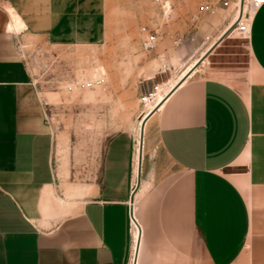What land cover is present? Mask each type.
Returning <instances> with one entry per match:
<instances>
[{"label": "crops", "instance_id": "0c3cea01", "mask_svg": "<svg viewBox=\"0 0 264 264\" xmlns=\"http://www.w3.org/2000/svg\"><path fill=\"white\" fill-rule=\"evenodd\" d=\"M105 13L106 0H0V264H131V203L132 264H264V6L240 83L202 61L146 121L137 189L134 128L104 138L91 181L65 186L56 93L32 62L104 44Z\"/></svg>", "mask_w": 264, "mask_h": 264}, {"label": "rangeland", "instance_id": "374dc122", "mask_svg": "<svg viewBox=\"0 0 264 264\" xmlns=\"http://www.w3.org/2000/svg\"><path fill=\"white\" fill-rule=\"evenodd\" d=\"M170 1L174 16L166 21L153 0H106L104 44L76 48L67 57L64 55L50 63L32 62L39 82L57 95L54 101L48 99L51 103L48 120L56 140L54 164L58 183L86 185L92 180L95 157L104 138L133 128L138 136L143 117L139 116L141 107L138 99L154 83L164 81L168 76L165 73L157 75L154 80L149 79L158 63L153 54L143 52L140 27L158 29L160 43H163L159 52L164 50L168 58L170 55L172 73L184 67L185 49L195 47L196 50L205 38H210L208 46L221 33L222 14H204L201 11L203 0H190L188 3ZM8 8L6 6L5 11ZM169 37H182L184 43L175 47ZM190 38L194 41L190 42ZM204 50L197 54L196 60L199 55L201 58ZM203 61L215 76L238 84L243 77L237 72L250 69L247 41L234 35L225 36ZM98 69L105 75L102 86L73 92L65 90L74 78L83 81L93 79Z\"/></svg>", "mask_w": 264, "mask_h": 264}, {"label": "built area", "instance_id": "2783aa9c", "mask_svg": "<svg viewBox=\"0 0 264 264\" xmlns=\"http://www.w3.org/2000/svg\"><path fill=\"white\" fill-rule=\"evenodd\" d=\"M184 3H188L190 0H181ZM153 3L158 6L160 13L169 21L174 16L173 4L170 0H153ZM264 6V0H203L201 6V11L207 16H214L217 14H222L221 20V33L215 40L218 42V39L221 35L226 36H236L237 38L244 39L248 41L251 32V26L254 21L256 14ZM195 21V18L193 22ZM139 34L141 36V48L146 54H153L155 60L157 61V68L152 73L150 80H154L157 75H162L168 73L167 78L164 81L154 83L151 88L147 91H144L138 99V104L141 107L139 116L143 115L146 121L153 116L155 113L159 112L163 104L171 96V94L187 79H189L197 69L190 74L186 72L190 64H185L184 67L175 73H172L173 68L169 64L168 54L165 51L158 50V44L161 42V36L157 28L142 26L139 28ZM223 35V36H224ZM172 39V44L175 47H179L184 43L182 37ZM190 42H193V38L189 39ZM210 41V38H205L204 42L196 48L197 54L205 48L204 53L209 49L210 43L207 46V43ZM214 41V42H215ZM206 46V47H205ZM203 53V54H204ZM200 58V55L199 57ZM97 73L91 80H78L76 78L72 79L69 84L65 86L67 92H73L77 90H87L94 87L102 86L105 82L104 72L101 70H96ZM47 121L48 115H47ZM144 123V125H145ZM129 234L131 244L133 243V230H139L140 232V241H141V227L135 216V210L133 204L129 205ZM131 264H132V255H131Z\"/></svg>", "mask_w": 264, "mask_h": 264}, {"label": "bare ground", "instance_id": "6f19581e", "mask_svg": "<svg viewBox=\"0 0 264 264\" xmlns=\"http://www.w3.org/2000/svg\"><path fill=\"white\" fill-rule=\"evenodd\" d=\"M14 30V29H13ZM224 35V34H223ZM223 35H221L218 39V42L220 40H222V37ZM217 42H213L209 49L206 51L205 55L202 56L201 58H199L198 60L194 61L192 64H190L189 68L187 69L186 72H190V74L195 71V69L197 68V66L203 61L204 57L216 46ZM200 62V63H199ZM199 63V64H198ZM49 98L50 100L54 101L56 100L57 98V95L56 94H50L49 95ZM143 115H141L142 117ZM144 123H145V118L142 117V119L140 120V123H139V127H138V143H137V149H136V161H137V173H138V161H139V157H140V143H141V140H142V136H143V130H144ZM137 155H138V158H137ZM138 230H133L132 231V236H133V254H132V260H133V255L135 253L134 251V247H135V250H136V247H137V242H138V245H139V241H138ZM140 240V239H139ZM136 254H138V248H137V251H136ZM134 260H135V255H134Z\"/></svg>", "mask_w": 264, "mask_h": 264}, {"label": "water", "instance_id": "95a60500", "mask_svg": "<svg viewBox=\"0 0 264 264\" xmlns=\"http://www.w3.org/2000/svg\"><path fill=\"white\" fill-rule=\"evenodd\" d=\"M225 36H226V35H224V36L222 37V39H223ZM204 58H205V57H204ZM139 147H140V157H139V161H138V177H137V186H136V188H135V189H137V187H138V184H139V174H140L141 157H142V140H141V143H140Z\"/></svg>", "mask_w": 264, "mask_h": 264}]
</instances>
